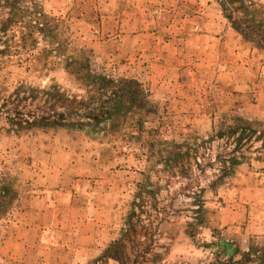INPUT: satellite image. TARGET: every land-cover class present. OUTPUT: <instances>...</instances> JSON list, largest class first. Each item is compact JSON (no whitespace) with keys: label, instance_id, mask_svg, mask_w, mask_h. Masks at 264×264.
<instances>
[{"label":"rangeland","instance_id":"1","mask_svg":"<svg viewBox=\"0 0 264 264\" xmlns=\"http://www.w3.org/2000/svg\"><path fill=\"white\" fill-rule=\"evenodd\" d=\"M244 1L264 23V0ZM21 8L26 35L1 58L0 104L22 87L57 85L84 98L81 65H67L76 62L137 81L146 106L83 130L9 129L0 116V264L15 262L13 240L33 245L20 264H42L37 244L59 211L66 225L78 210L90 221L103 214L113 239L101 236L99 257L121 238L141 185L156 193L148 209L162 219L153 220L151 243L164 264L211 263L220 240L264 248L261 143L216 138L240 121L264 132V53L231 28L216 0H23ZM180 154L184 162L166 169Z\"/></svg>","mask_w":264,"mask_h":264},{"label":"trees","instance_id":"2","mask_svg":"<svg viewBox=\"0 0 264 264\" xmlns=\"http://www.w3.org/2000/svg\"><path fill=\"white\" fill-rule=\"evenodd\" d=\"M22 1L0 0V61L6 56L13 37L20 35L21 40L25 38V24L21 17ZM216 2L224 18L242 40L264 53V23L255 19L251 5L244 0H216ZM41 32L43 29L39 28L37 33ZM67 65L68 67L81 65L76 75H84L79 76L81 78L78 80L85 84L87 95L84 98L71 96L57 85L35 89L22 87L20 90H15L0 104V116L5 115L9 129L22 127L97 129L129 111L145 108L146 95L137 81L114 80L91 71L87 72L82 66L83 63L69 62ZM7 104L14 105L10 110L4 111ZM225 137L234 138L236 144L261 143L264 150V132H257L247 122L240 121L239 125L216 134L219 140ZM183 155L175 156L173 160L166 159L165 168L169 169L171 161L176 164L183 163ZM229 164L234 168L239 166L240 162L234 157L229 160ZM148 188V185L139 186V193L132 202V210L121 238L104 249L95 263L108 264L113 261L116 264H164L163 256L152 251L153 220L156 218L161 221L162 218H159V214L153 215L148 209L156 202L155 190ZM202 192L203 189H200L194 198H198ZM203 206L201 201L196 202L198 214H201ZM199 217L198 215L197 218L200 219ZM217 247L214 261L208 264H264V248L260 246L251 245L247 250L242 251L231 243L220 240Z\"/></svg>","mask_w":264,"mask_h":264},{"label":"crops","instance_id":"3","mask_svg":"<svg viewBox=\"0 0 264 264\" xmlns=\"http://www.w3.org/2000/svg\"><path fill=\"white\" fill-rule=\"evenodd\" d=\"M59 213H61V211L57 213L58 216H54L52 227L45 226L42 243L37 244L38 254L44 258L43 261H41L42 264L83 263L100 254L101 249L105 246V242L102 241L104 238L101 236L106 235V241L113 239V236L109 232L110 230H106V228L99 223L103 215L101 212L97 213L96 211L97 218L90 221L87 218V212H79L78 210L74 218V224H71L70 220L67 225L64 221L65 217H62V215L60 216ZM77 218L79 220H77ZM67 230L69 237L65 240L62 236L65 235V231ZM10 244H12L11 247L13 249H16L15 252L10 249L8 253L10 254V258L15 261L13 264H20L22 262V257L26 253V248L28 252H32L33 245L26 246L24 242H19L18 240H13Z\"/></svg>","mask_w":264,"mask_h":264}]
</instances>
